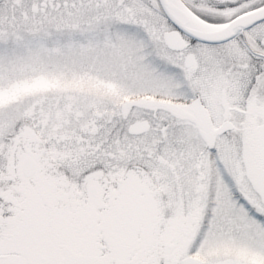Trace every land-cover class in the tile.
I'll return each mask as SVG.
<instances>
[{
	"label": "snow or ice",
	"instance_id": "snow-or-ice-1",
	"mask_svg": "<svg viewBox=\"0 0 264 264\" xmlns=\"http://www.w3.org/2000/svg\"><path fill=\"white\" fill-rule=\"evenodd\" d=\"M0 264H264V0H0Z\"/></svg>",
	"mask_w": 264,
	"mask_h": 264
}]
</instances>
